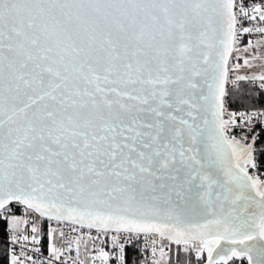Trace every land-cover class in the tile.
Listing matches in <instances>:
<instances>
[{
    "label": "snow or ice",
    "instance_id": "6c2138e0",
    "mask_svg": "<svg viewBox=\"0 0 264 264\" xmlns=\"http://www.w3.org/2000/svg\"><path fill=\"white\" fill-rule=\"evenodd\" d=\"M253 32L264 0H0L8 264H86L82 246L91 264H125L122 233L151 237L152 264L168 245L201 264H264V165L257 137L234 132L264 122V104L225 108L244 81L264 98V71L239 74L264 57L233 56ZM37 217L55 222L43 259ZM109 234L112 253L96 245Z\"/></svg>",
    "mask_w": 264,
    "mask_h": 264
},
{
    "label": "trees",
    "instance_id": "16d2710c",
    "mask_svg": "<svg viewBox=\"0 0 264 264\" xmlns=\"http://www.w3.org/2000/svg\"><path fill=\"white\" fill-rule=\"evenodd\" d=\"M247 95L249 99H242ZM228 104L231 108H249L262 107L264 98L259 94L258 84H252L249 81L242 82V87L233 89L227 96ZM264 149V137L257 139V162L258 165H264V156L259 155V151ZM264 172V169H262ZM11 214L19 213L21 206L18 204L10 205ZM44 220V219H43ZM40 243L37 244L44 252L48 251L49 240L46 235L47 227L46 220L41 225ZM8 224L6 220L0 218V264H8L9 249L4 238L8 232ZM141 252L130 246L125 247V264H140ZM167 264H201L198 262L194 254L184 253L182 248L170 245V252L168 254ZM233 264H247L246 260L236 259Z\"/></svg>",
    "mask_w": 264,
    "mask_h": 264
},
{
    "label": "built area",
    "instance_id": "2783aa9c",
    "mask_svg": "<svg viewBox=\"0 0 264 264\" xmlns=\"http://www.w3.org/2000/svg\"><path fill=\"white\" fill-rule=\"evenodd\" d=\"M247 2L249 4H251L253 2V0H247ZM245 26L248 27H254L256 26L255 22L253 23H245ZM258 41H264V35H261L259 33H251V34H244L242 36H240L239 38V45L238 47L241 49L246 48L249 44V42H251L252 44L258 42ZM233 56H239L240 60L238 61L239 63L243 64V60L244 57L242 56V54L239 53H234ZM241 70V69H240ZM239 70V72H240ZM246 71L245 75H248L247 72H250L249 75H252L254 72H258V74L260 73V71H264V67L258 68V69H250V68H246L244 69ZM256 74V73H255ZM257 74V75H258ZM253 84V83H252ZM229 87V92L235 88H233L231 85L228 86ZM225 108L228 111H232V110H238V111H244V110H253V109H259L261 107H249V108H231L228 104L227 101V96L225 97ZM227 118V117H226ZM251 128H253L252 132H249L247 128L241 129V128H236L234 130L235 134L237 135V138L242 137L243 135L247 134L249 136L251 135H255L257 137V139H260L262 137H264V122H259V121H254L253 125L249 126ZM250 142V141H249ZM262 173H264L262 171ZM253 174H261V173H257L255 170H253ZM22 213V208L20 209L19 213L17 214H21ZM50 226H55V222L54 221H47L46 220V227L47 229ZM65 230L67 231V228H65ZM83 232H88L87 229L82 230ZM91 234L95 237L97 235V233L95 232V230H91ZM10 231L8 230L7 234H6V238H4V242L6 243V245L8 246L9 252L12 248H16L18 250L19 246L16 245H12L11 241H10ZM73 235H77V234H73ZM103 239L105 240L104 244H101V246L103 247V245H105V247H107V249H109L110 253L113 252L112 246H111V234H109L107 237H103ZM151 237L149 238H145V236L143 234L137 235L134 233H122L121 234V243L124 244V246H130L134 249H137L141 252V257H140V264H152V260H153V255H152V245L150 243ZM62 243V242H61ZM99 241H96V245L97 248H99ZM161 243L159 240H157V254H159V247L161 246ZM164 243V242H163ZM166 244V243H165ZM34 245H32L33 247ZM37 247L40 249V253H36L34 254L37 259H43L44 257L48 256V251L44 252L38 245ZM165 252L167 254H169L170 252V245H168L167 247H165ZM74 253V251H73ZM73 253L71 255H73ZM74 256V255H73ZM126 260V259H125ZM96 263H99V261H97ZM110 264H112V262L110 261Z\"/></svg>",
    "mask_w": 264,
    "mask_h": 264
},
{
    "label": "rangeland",
    "instance_id": "374dc122",
    "mask_svg": "<svg viewBox=\"0 0 264 264\" xmlns=\"http://www.w3.org/2000/svg\"><path fill=\"white\" fill-rule=\"evenodd\" d=\"M259 43H260V47L258 48V49H256V48H250L249 50H248V52H244V49L245 48H243V49H241L240 50V52H238L239 54H242V56L244 57V59L245 58H247V59H251V55H252V53L253 52H255L257 55H260L261 57H264V41H258ZM258 42H256V43H254L253 45H255V44H257ZM248 47V46H247ZM246 47V48H247ZM253 64H254V67L253 68H250V69H258V68H261V67H264V59H261V60H257V61H251ZM243 65V64H242ZM244 69H246V67H241V70H240V72H239V74H241V75H245L246 74V71L244 70ZM248 73V75H249V73L250 72H247ZM254 73H256V74H258V72H254ZM251 74V73H250ZM22 208V213L21 214H11V215H16V216H19V217H25V209L23 208V207H21ZM45 220V219H44ZM44 220L42 219V218H36V223H37V226H38V228L40 229L41 228V225H42V223L44 222ZM30 226H31V224L29 225V228H30ZM49 230V228L47 229V231ZM38 235V238L40 239V237H41V229H40V231H39V233L37 234ZM57 241L59 242V244H58V246L61 244V241L59 240V239H57ZM50 243V242H49ZM164 243H167V242H164ZM49 246V245H48ZM174 246H176V245H174ZM33 247H37V245H34ZM99 247H102L101 246V244L99 243ZM103 248L106 250V251H108L109 253H110V251H109V249H107V247H105V245H103ZM84 248L81 250V259H85V261H86V264H91V261H90V259H87L86 257H85V255H84ZM88 251L90 252V253H92V254H95V249H93L92 247H91V243L89 244V249H88ZM73 255L75 256V252L73 253ZM156 258L157 259H159V254H157L156 255ZM96 264H99V263H96ZM161 264H165V262L164 261H161Z\"/></svg>",
    "mask_w": 264,
    "mask_h": 264
},
{
    "label": "water",
    "instance_id": "95a60500",
    "mask_svg": "<svg viewBox=\"0 0 264 264\" xmlns=\"http://www.w3.org/2000/svg\"><path fill=\"white\" fill-rule=\"evenodd\" d=\"M13 204H15V203H13ZM18 205L24 208V206H23V205H20V204H18Z\"/></svg>",
    "mask_w": 264,
    "mask_h": 264
},
{
    "label": "crops",
    "instance_id": "0c3cea01",
    "mask_svg": "<svg viewBox=\"0 0 264 264\" xmlns=\"http://www.w3.org/2000/svg\"><path fill=\"white\" fill-rule=\"evenodd\" d=\"M57 244H59V242L57 241ZM83 249V246H82V248H81V250Z\"/></svg>",
    "mask_w": 264,
    "mask_h": 264
}]
</instances>
